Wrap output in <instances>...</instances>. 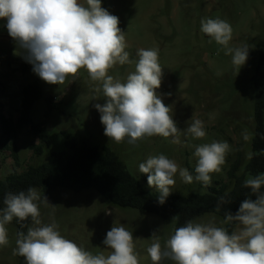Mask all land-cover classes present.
<instances>
[{
  "label": "rangeland",
  "instance_id": "rangeland-1",
  "mask_svg": "<svg viewBox=\"0 0 264 264\" xmlns=\"http://www.w3.org/2000/svg\"><path fill=\"white\" fill-rule=\"evenodd\" d=\"M102 6L119 17V27L125 32V50L133 61L122 66L117 64L110 69V75L123 82L135 70L139 49H159L164 75L157 92L165 105L172 108L170 114L181 129V144H173L171 137L161 136L145 137L136 144H129L127 139L121 143L110 140L104 135L100 113L94 107L96 103H105L101 83L92 81L84 69L75 78L69 76L64 84L45 83L32 71V65L24 60L22 50L9 36L6 20L0 19V111L8 120L16 122L22 109V90L39 83L42 97L34 103L30 118L33 125L44 124L50 141L49 147L37 156L32 147L40 143L38 137L30 127L19 129L17 161L0 144V180L10 174H20L29 166H39L51 154L63 151L65 135L109 147L137 178L142 175L139 164L160 154L187 168L195 177V146L226 141L231 150L221 171L211 174L210 186L195 179L191 184L184 183L177 174L171 190L172 194L179 195L204 194L222 184L231 190L229 171L239 159L237 176H242L250 162L248 153H252L255 132L252 76L264 42V0H102ZM206 18H220L230 23L233 29L230 47H249L248 59L240 69L232 64V57L225 54L223 46L214 41L209 43L211 38L200 30L201 20ZM48 100L53 104L51 108ZM194 119L204 124L206 136L202 139H193L184 131ZM245 131L249 135L247 141L242 136ZM0 138H3L1 125ZM250 176L246 174L245 179ZM37 190L42 197L41 190ZM149 190L157 191L155 187ZM47 198L55 207L39 204L42 222L55 220L61 235L93 254L107 256L110 249L103 244L106 233L113 224L123 225L133 233L140 264H152L147 254V248L153 243L152 234L155 232L163 247L175 231V220L164 222L154 215L142 216L133 209L114 207L93 189L75 193L59 188ZM194 222L226 228L223 219L211 213ZM32 226L31 223L29 227ZM6 227L9 244L0 247V264H18L17 255L12 254L16 247V228L12 223ZM160 264H167V259Z\"/></svg>",
  "mask_w": 264,
  "mask_h": 264
},
{
  "label": "clouds",
  "instance_id": "clouds-1",
  "mask_svg": "<svg viewBox=\"0 0 264 264\" xmlns=\"http://www.w3.org/2000/svg\"><path fill=\"white\" fill-rule=\"evenodd\" d=\"M0 19L6 20L9 36L45 83L64 84L81 69L92 81L101 83L105 103L94 107L100 113L104 135L110 140L121 143L127 139L129 144H136L145 137L161 136L181 144V129L170 114L172 108L157 92L164 75L159 49H139L135 70L123 82L109 74L117 64L133 61L125 50V32L119 27V17L104 8L102 0H0ZM200 30L211 38L209 43L223 46L235 67L245 65L249 47L229 46L233 33L229 22L202 19ZM184 131L193 139L206 136L200 119H194ZM242 136L245 141L249 139L247 131ZM230 150L226 141L195 146V177L164 154L148 157L139 164V171L147 175L148 186L156 188L162 205L172 193L177 174L184 183L191 184L195 179L210 186L211 174L221 171ZM251 158L252 153H248ZM244 187L251 189L255 199H244L235 214L225 212L223 221L235 222L238 230L229 234L225 227L188 221L175 229L163 247L154 232L153 243L147 248L152 264L165 259L174 264H264V173L245 179ZM40 203L55 207L34 187L5 194L0 208V247L9 244L6 225L14 218L18 222L31 218L33 226L26 233H17L12 253L24 257L26 264H140L133 233L123 225L113 224L106 233L103 244L110 249L107 256L93 254L61 235L55 220L43 223ZM225 203L220 197L216 210L220 211Z\"/></svg>",
  "mask_w": 264,
  "mask_h": 264
},
{
  "label": "trees",
  "instance_id": "trees-1",
  "mask_svg": "<svg viewBox=\"0 0 264 264\" xmlns=\"http://www.w3.org/2000/svg\"><path fill=\"white\" fill-rule=\"evenodd\" d=\"M255 89V132L252 140V158L242 176H237L241 166L238 159L228 173L233 185L222 184L208 193H190L188 195L170 194L164 204L158 203L159 193L150 191L144 174L139 178L129 173L125 163L116 152L107 146L91 143L65 135V149L51 154L41 165L29 166L24 172L10 174L0 180V208L5 194L27 191L29 187L41 190L42 197L49 196L56 189L63 188L75 193L83 190H95L110 205L118 208L133 209L142 216L154 215L164 222L176 221L175 229L184 226L188 221H195L206 214H216L224 221L225 212L235 214L240 203L246 199H255L250 188L244 187L245 175L255 176L264 172V42L258 51V57L252 76ZM22 109L16 122L8 120L0 111V125L3 138L0 144L10 152L17 161L16 139L17 132L22 127H30L39 144L32 147L34 154L41 156L44 148L50 145L47 131L42 125H33L30 112L34 103L42 97V87L33 83L22 90ZM49 108L53 106L48 100ZM1 107V106H0ZM264 192V187L261 188ZM227 203L217 211L220 197ZM12 223L17 233L27 232L32 223L31 218L18 222L14 218ZM238 225L233 222L226 224L229 234ZM18 264H26L24 257L18 256ZM167 264L173 261L167 260Z\"/></svg>",
  "mask_w": 264,
  "mask_h": 264
}]
</instances>
